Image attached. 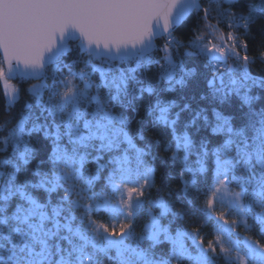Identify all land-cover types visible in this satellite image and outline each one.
Masks as SVG:
<instances>
[{
  "label": "snow or ice",
  "instance_id": "6c2138e0",
  "mask_svg": "<svg viewBox=\"0 0 264 264\" xmlns=\"http://www.w3.org/2000/svg\"><path fill=\"white\" fill-rule=\"evenodd\" d=\"M258 21L264 0H0V264H264Z\"/></svg>",
  "mask_w": 264,
  "mask_h": 264
},
{
  "label": "trees",
  "instance_id": "16d2710c",
  "mask_svg": "<svg viewBox=\"0 0 264 264\" xmlns=\"http://www.w3.org/2000/svg\"><path fill=\"white\" fill-rule=\"evenodd\" d=\"M195 21H196L195 17H192L191 19H189L184 26H182L181 28L177 30L176 35L181 36L182 33L187 32L189 27L194 26ZM248 42H249V54L250 55L255 54V52L262 46V44H264V35H261L259 21L255 25L252 26V31L249 33V36H248ZM253 67H254V71L256 72H260L264 70V65H260L259 63H257ZM14 82L20 83L19 81H14ZM31 82L32 81H28L27 83H31ZM27 83H20V87L22 89L21 99L17 103V105H15V107L13 108L12 110L13 112H18L20 109V106L23 103L24 96L26 95V92L24 90L27 88ZM3 109H4V97H3L2 90H0V117H2L4 114ZM139 118L140 117L138 116L135 117L136 120H138ZM162 171H167L169 173V175L166 178V187L170 186L173 189H176L180 186L178 168L177 169L169 168V169L164 170L158 163L157 164V183H160V174ZM205 233L208 234V238H211V225L205 228ZM218 264H224V261L223 260L218 261Z\"/></svg>",
  "mask_w": 264,
  "mask_h": 264
},
{
  "label": "rangeland",
  "instance_id": "374dc122",
  "mask_svg": "<svg viewBox=\"0 0 264 264\" xmlns=\"http://www.w3.org/2000/svg\"><path fill=\"white\" fill-rule=\"evenodd\" d=\"M241 235H243V233H241Z\"/></svg>",
  "mask_w": 264,
  "mask_h": 264
}]
</instances>
